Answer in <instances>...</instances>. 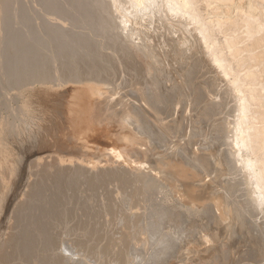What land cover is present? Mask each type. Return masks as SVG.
Returning <instances> with one entry per match:
<instances>
[{
    "label": "bare ground",
    "instance_id": "bare-ground-1",
    "mask_svg": "<svg viewBox=\"0 0 264 264\" xmlns=\"http://www.w3.org/2000/svg\"><path fill=\"white\" fill-rule=\"evenodd\" d=\"M134 263L264 264V0H0V264Z\"/></svg>",
    "mask_w": 264,
    "mask_h": 264
},
{
    "label": "rangeland",
    "instance_id": "rangeland-1",
    "mask_svg": "<svg viewBox=\"0 0 264 264\" xmlns=\"http://www.w3.org/2000/svg\"><path fill=\"white\" fill-rule=\"evenodd\" d=\"M217 84H219V83H217ZM142 254H143V255H146V254H147V250H144ZM134 264H135V263H134Z\"/></svg>",
    "mask_w": 264,
    "mask_h": 264
}]
</instances>
